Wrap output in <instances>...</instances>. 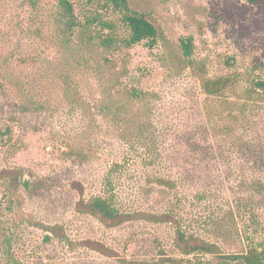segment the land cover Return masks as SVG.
<instances>
[{"label": "rangeland", "instance_id": "rangeland-1", "mask_svg": "<svg viewBox=\"0 0 264 264\" xmlns=\"http://www.w3.org/2000/svg\"><path fill=\"white\" fill-rule=\"evenodd\" d=\"M73 2L64 45L57 0H0V174L28 183L0 178V264H191L178 229L264 252V0H128L161 30L153 47L128 45L112 0ZM81 194L169 221L109 227L77 212Z\"/></svg>", "mask_w": 264, "mask_h": 264}, {"label": "trees", "instance_id": "trees-1", "mask_svg": "<svg viewBox=\"0 0 264 264\" xmlns=\"http://www.w3.org/2000/svg\"><path fill=\"white\" fill-rule=\"evenodd\" d=\"M93 2L97 0H81ZM114 5L123 13V20L130 31L128 45H135L142 42H148L151 47L157 44L161 37V30L154 24L146 14L139 13L130 9L128 0H112ZM249 3H257L261 0H247ZM58 14L56 19V31L64 45H69L76 28L79 26L73 0H57ZM182 55L181 64H187L186 68L194 65L193 60V41L192 39L182 40L180 43ZM229 86V79L217 78L206 79L202 83V90L208 96H218L222 94ZM255 89L264 92V81H259ZM130 99L140 98L141 94L134 90L128 92ZM112 112L120 111V108H107ZM0 178L7 181L14 191H18L22 185L28 183L24 181L21 170L6 169L1 171ZM165 183L164 180H160ZM77 212L98 218L109 227H116L129 221H148V222H168L167 216H157L144 212H128L120 208L110 197L103 195L86 200L81 194V199L76 206ZM54 231L53 229H51ZM175 245L180 253L185 256H194L196 260L190 261L191 264H213L205 261L203 258H197L198 255H212L221 261L236 262L240 264H264V252L258 248H251L241 255H225L222 250L212 243L205 242L185 231L178 229L176 231Z\"/></svg>", "mask_w": 264, "mask_h": 264}]
</instances>
